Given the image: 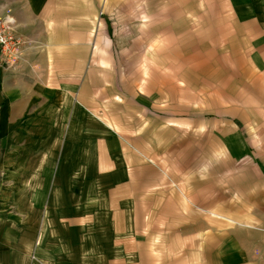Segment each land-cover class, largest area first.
I'll return each instance as SVG.
<instances>
[{
	"label": "rangeland",
	"instance_id": "374dc122",
	"mask_svg": "<svg viewBox=\"0 0 264 264\" xmlns=\"http://www.w3.org/2000/svg\"><path fill=\"white\" fill-rule=\"evenodd\" d=\"M87 8L86 23L65 24L69 46L56 62L66 73L57 76L89 78L93 114L115 123L125 144L122 165L115 168V147L97 152V116L68 115L79 92L64 106L34 73L33 59L55 72L46 31L29 39L13 21L24 44L18 57H0V264H21L26 242V264H115V220L128 216L115 213L128 203L115 174L129 172L128 155L141 203L166 187L174 195L183 167H196L215 189L229 183L233 202L263 180L264 0H103ZM101 98L115 108L95 107Z\"/></svg>",
	"mask_w": 264,
	"mask_h": 264
},
{
	"label": "crops",
	"instance_id": "0c3cea01",
	"mask_svg": "<svg viewBox=\"0 0 264 264\" xmlns=\"http://www.w3.org/2000/svg\"><path fill=\"white\" fill-rule=\"evenodd\" d=\"M102 2L103 0H0V14L9 15L15 22L16 29L22 30L26 38L35 39L38 33L46 31L47 44H53L51 50H54L55 72L42 70L40 65L34 64L38 59H33L31 67L34 73L48 85L51 92L59 95L64 106L71 105L74 92H79V106L70 109L68 115L77 113L78 116H97V152L104 149L101 147L105 143L108 148L115 147L117 169V166L122 165L119 150L125 144L115 129V123H109V120L98 113L93 114L95 111L87 100L92 87L88 84L89 78L72 80L68 76H57L59 69H63L60 74L66 73V67L57 64L61 61L56 62V58L61 60L56 53L59 54V50L63 51L65 46H69L67 38L71 37L70 26L66 27L65 24L68 21L86 23L89 20L87 6ZM75 5L80 7L75 8ZM86 28L87 25H83V29ZM85 68L81 63L76 70L79 72ZM95 85H100L99 77ZM99 89L96 93L102 91L104 94L105 88ZM134 96L135 94L133 98ZM105 100L106 98H101L102 104L95 107L115 108L116 100L115 103H104ZM125 107L133 108V103L125 104ZM112 142L113 146L108 145H112ZM97 157L101 159L97 161L98 166L102 165L104 152L97 154ZM130 159L128 155L129 172L115 174L119 191L128 198V203L115 205V213H128L124 219L126 221L115 220V264H264V163H256L262 167L258 168L263 180L251 183L245 189L240 188L238 202L232 200L229 183L225 182L222 188L215 189L212 183L199 176L196 167H183L176 176V187L171 188V192L175 190L174 195L166 194V187V190H160L159 199L156 197L141 203L140 196L135 191V166ZM125 186L126 190H120ZM153 196L155 195H150V198ZM31 245L29 242L23 244L21 264H26V258L32 254Z\"/></svg>",
	"mask_w": 264,
	"mask_h": 264
},
{
	"label": "built area",
	"instance_id": "2783aa9c",
	"mask_svg": "<svg viewBox=\"0 0 264 264\" xmlns=\"http://www.w3.org/2000/svg\"><path fill=\"white\" fill-rule=\"evenodd\" d=\"M12 25L11 17H0V57H18L22 53L20 49H23L24 41L20 40Z\"/></svg>",
	"mask_w": 264,
	"mask_h": 264
}]
</instances>
